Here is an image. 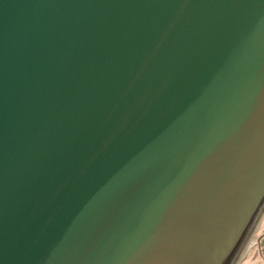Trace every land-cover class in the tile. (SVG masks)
I'll use <instances>...</instances> for the list:
<instances>
[{
	"label": "water",
	"instance_id": "1",
	"mask_svg": "<svg viewBox=\"0 0 264 264\" xmlns=\"http://www.w3.org/2000/svg\"><path fill=\"white\" fill-rule=\"evenodd\" d=\"M263 214L264 0H0V264H238Z\"/></svg>",
	"mask_w": 264,
	"mask_h": 264
},
{
	"label": "rangeland",
	"instance_id": "2",
	"mask_svg": "<svg viewBox=\"0 0 264 264\" xmlns=\"http://www.w3.org/2000/svg\"><path fill=\"white\" fill-rule=\"evenodd\" d=\"M264 231V214L263 217L258 224L256 230H255V240H259V234ZM264 245L258 247L257 249L251 251L250 253L244 255V261H238V264H262L261 258H255L256 255H264V250L263 249Z\"/></svg>",
	"mask_w": 264,
	"mask_h": 264
},
{
	"label": "flooded vegetation",
	"instance_id": "3",
	"mask_svg": "<svg viewBox=\"0 0 264 264\" xmlns=\"http://www.w3.org/2000/svg\"><path fill=\"white\" fill-rule=\"evenodd\" d=\"M255 258H256V259H257V258H261V260H262V264H264V255H262V256H260V255H256Z\"/></svg>",
	"mask_w": 264,
	"mask_h": 264
}]
</instances>
